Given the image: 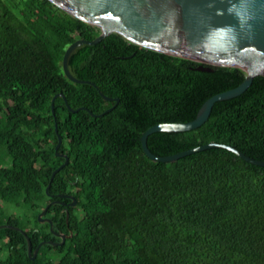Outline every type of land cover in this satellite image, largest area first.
<instances>
[{"label":"trees","instance_id":"16d2710c","mask_svg":"<svg viewBox=\"0 0 264 264\" xmlns=\"http://www.w3.org/2000/svg\"><path fill=\"white\" fill-rule=\"evenodd\" d=\"M89 24L51 0H0V264H264V166L225 147L155 161L141 136L160 122L194 119L214 94L239 85L241 67L213 65L139 46L114 32L78 46L69 79L66 48L94 39ZM68 163L46 187L55 168ZM150 149L170 155L208 142L264 160V75L242 94L217 101L187 131H155ZM72 194V198L59 194ZM40 221L39 213L52 200Z\"/></svg>","mask_w":264,"mask_h":264},{"label":"water","instance_id":"95a60500","mask_svg":"<svg viewBox=\"0 0 264 264\" xmlns=\"http://www.w3.org/2000/svg\"><path fill=\"white\" fill-rule=\"evenodd\" d=\"M69 14L96 26L101 33L94 39L78 38L65 50L62 66L65 75L74 82L91 83L107 100L116 103L101 113H94L85 106L72 108L63 92L55 94L51 101L55 118L57 115L55 99L63 96L71 111L86 109L94 116H100L112 110L119 98L106 95L94 81L76 77L69 68L72 52L82 44H96L111 33H118L125 39L139 46L200 62L198 70L213 71V65L237 66L245 70V79L237 86L218 92L208 98L200 107L194 119L186 122H160L145 130L141 136L145 153L155 161H174L190 153L209 147H225L245 160L263 165L264 160L255 159L232 145L220 142H208L170 155L154 153L148 145L149 134L155 131H187L198 128L210 117L217 101L226 100L242 94L258 75H264V0H51ZM62 136L58 133L56 154L65 161L55 168L46 187L49 193L52 180L69 160L66 153L59 152ZM60 196L72 198L71 205L76 204L72 194L60 193ZM64 201L55 199L39 213V220L50 222L44 217L51 203ZM14 227L21 230L28 241V253L35 258L40 246L45 243L63 244L67 234L55 232L61 241L44 240L34 249L29 235L19 226L0 224L2 227Z\"/></svg>","mask_w":264,"mask_h":264}]
</instances>
